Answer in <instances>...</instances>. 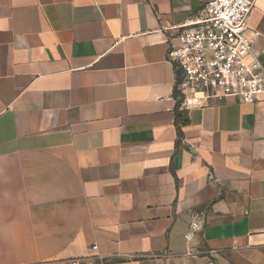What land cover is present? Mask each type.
<instances>
[{"label": "crops", "instance_id": "obj_1", "mask_svg": "<svg viewBox=\"0 0 264 264\" xmlns=\"http://www.w3.org/2000/svg\"><path fill=\"white\" fill-rule=\"evenodd\" d=\"M207 2L0 0V264H264V104L176 121ZM247 35L264 65V0Z\"/></svg>", "mask_w": 264, "mask_h": 264}, {"label": "built area", "instance_id": "obj_2", "mask_svg": "<svg viewBox=\"0 0 264 264\" xmlns=\"http://www.w3.org/2000/svg\"><path fill=\"white\" fill-rule=\"evenodd\" d=\"M256 2L208 0L200 15L179 26V42L169 45L168 57L179 72L177 87L184 106H200L211 98L264 104V65L247 35ZM192 229H200V223H191L188 240L193 237Z\"/></svg>", "mask_w": 264, "mask_h": 264}, {"label": "trees", "instance_id": "obj_3", "mask_svg": "<svg viewBox=\"0 0 264 264\" xmlns=\"http://www.w3.org/2000/svg\"><path fill=\"white\" fill-rule=\"evenodd\" d=\"M178 73L179 72L177 70V78H178ZM176 98L178 100L177 105H176V121H177V124L179 127L180 134H182L180 126L185 125L188 122V120L185 118L184 112L179 111L180 106H181V102L183 101V96L177 90H176Z\"/></svg>", "mask_w": 264, "mask_h": 264}]
</instances>
